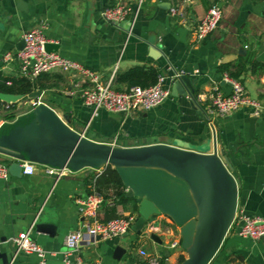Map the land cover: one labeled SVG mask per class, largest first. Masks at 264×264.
<instances>
[{
  "label": "crops",
  "instance_id": "crops-1",
  "mask_svg": "<svg viewBox=\"0 0 264 264\" xmlns=\"http://www.w3.org/2000/svg\"><path fill=\"white\" fill-rule=\"evenodd\" d=\"M118 1L129 2L135 9L138 0H0V56L17 50L26 31L45 23V35L59 44L57 52L98 72L103 82L111 81L117 90L129 87L119 75L137 65L153 66L167 77L177 71L188 76L194 96L171 94L151 110L128 113L105 109L94 113L81 98L86 80L74 72L45 73L40 83L45 85L44 102L60 115L69 114L73 128L101 142L110 143L117 137V146L180 140L212 152L214 132L207 112L216 125L218 147L226 151L228 166L238 181V212L264 217V113L256 117L249 106H242L222 117L209 110L216 88L230 93L221 69L224 63H247L248 69L239 79L248 94L264 104V0H145L136 19L122 27L109 24L100 14L102 6ZM215 2L222 8L220 23L205 40L197 42L195 26ZM172 6L183 10L185 16L173 15ZM0 61L5 77H23L18 62L6 65L2 58ZM167 85L172 92L169 78ZM5 106L0 100V113L11 112L20 102L12 110ZM29 109L0 117V124ZM0 157L8 165L13 160L3 154ZM105 170V166L85 168L57 179L37 165L33 174L0 178V252H9L10 264H39L34 253H16L13 242L32 226V237L47 252L46 264H67L66 236L84 222L76 200L94 187L105 196L100 219L137 217V202L118 199L114 193L117 182ZM156 222L159 227L149 224L150 234L141 236L131 230L120 238L90 241L85 237L80 251L69 256L70 264H77L79 257L83 264H133L141 260L139 248L158 252L167 264H177L185 251L170 244L179 238L176 232L180 227L163 215L157 216ZM39 223L50 225L40 230ZM238 227L237 221L233 222L210 264H264V239L241 237ZM152 232L160 236L161 243L151 237ZM119 245L126 253L116 259Z\"/></svg>",
  "mask_w": 264,
  "mask_h": 264
},
{
  "label": "water",
  "instance_id": "water-1",
  "mask_svg": "<svg viewBox=\"0 0 264 264\" xmlns=\"http://www.w3.org/2000/svg\"><path fill=\"white\" fill-rule=\"evenodd\" d=\"M24 45L22 39L17 47L22 49ZM46 49L57 51L59 44L49 42ZM171 94L194 96L190 78L183 75L175 80ZM42 95V90L28 95L0 92L3 102H20V106L0 113V117L21 112L32 104V99ZM70 122L69 114L60 115L42 102L15 120L1 123L0 154L13 159L8 165L10 174L24 175L18 160L71 171L112 165L127 188L126 197L138 204L131 230L141 236L149 224L159 227L156 217L163 215L180 227V249L187 253L180 264H210L235 220L239 200L238 181L228 166L226 151L218 147L217 134L213 135L212 152L180 140L172 144L117 146L84 135ZM49 225L39 223L37 228L43 230ZM151 237L161 243L157 233L152 232ZM125 253L126 249L119 245L114 257L121 259ZM0 259L2 264L11 262L8 251L0 252Z\"/></svg>",
  "mask_w": 264,
  "mask_h": 264
},
{
  "label": "built area",
  "instance_id": "built-area-1",
  "mask_svg": "<svg viewBox=\"0 0 264 264\" xmlns=\"http://www.w3.org/2000/svg\"><path fill=\"white\" fill-rule=\"evenodd\" d=\"M145 0H138L137 7L126 1H118L112 5H104L101 8L100 14L102 18L109 24L117 27H122L126 21L133 22ZM173 15L185 16V12L176 6L170 8ZM222 17V8L216 2L208 9L205 16L196 24L194 29V37L197 42L205 40L219 25ZM46 24L43 23L38 27L32 28L25 32L23 39L25 45L22 49L8 50L3 56V64L18 62L21 66V72L24 77L34 81L43 73L53 71L74 72L86 80V86L81 91V98L86 106L94 109V113L98 109H105L114 113H128L134 110H151L165 99L171 96L170 85H167V79L171 83L182 76V73L175 72L167 77L160 74L157 81L147 87L140 85L130 86L124 90H117L112 86V82H103L98 72L91 70L81 63L65 57L57 51H47L46 44L51 42L45 35L44 29ZM132 34V32H130ZM224 81L230 86V93L226 94L216 88L209 110L216 112L224 117L232 114L242 106H249L252 115L260 117L264 113V104L259 100L252 98L243 82L224 74ZM44 102L42 97L32 99V104L27 106L31 110L33 107ZM12 103H6L5 109L9 110ZM28 110V111H29ZM208 124L215 134H217L216 125L213 119L209 118ZM85 135V133H84ZM117 137L112 142L117 144ZM23 168L24 174H33L37 165L45 168V171L60 179L67 176L71 170L68 168H55L48 165H42L30 160H18ZM8 164L0 161V178L7 179L10 176ZM79 205L80 212L83 215L84 222L82 227L71 231L65 239L67 250L65 252L66 262L70 264L69 256L79 252L82 241L87 237L90 241L101 238H120L131 231L136 217L134 215L118 216L108 220H102L99 217V212L105 202V196L97 189L93 190L84 197L76 200ZM239 224L238 234L244 238L261 239L264 235V217L252 216L247 213L238 212L234 222ZM150 225L146 226L143 234H150ZM33 226L25 232L20 233L13 238L16 245V253H34L39 257V264H46V250L36 242L32 237L31 231ZM180 238V236H179ZM179 238L173 240L170 244L172 248L180 247ZM138 254L141 260L133 264H167L164 257L158 252H150L146 248H139ZM77 264H83L81 258H78Z\"/></svg>",
  "mask_w": 264,
  "mask_h": 264
},
{
  "label": "trees",
  "instance_id": "trees-1",
  "mask_svg": "<svg viewBox=\"0 0 264 264\" xmlns=\"http://www.w3.org/2000/svg\"><path fill=\"white\" fill-rule=\"evenodd\" d=\"M233 65L237 66L236 70H233ZM221 69L223 72L228 73L230 76L234 78H240L243 72H245L247 68V63L242 62L241 64H232V63H224L221 65ZM45 74V73H43ZM38 76L34 81L27 77L20 78H9L3 75V72L0 71V92L14 93V94H23L28 95L36 89L43 90L45 85L40 83V78L43 75ZM159 76V71L153 66H145V65H137L129 69L123 74L119 75V79L128 82L129 87L134 85H140L143 87L150 86L157 81ZM9 82L11 84L9 85ZM14 106H11V110ZM9 109V110H10ZM14 114L8 115V117L13 116ZM108 173L113 174L114 180L117 182L115 188V195L118 199L128 200L131 198L126 197V187L124 186L117 170L112 165L105 166ZM136 209H138V205H136ZM185 256H181L179 258V262L181 263L184 260Z\"/></svg>",
  "mask_w": 264,
  "mask_h": 264
},
{
  "label": "rangeland",
  "instance_id": "rangeland-1",
  "mask_svg": "<svg viewBox=\"0 0 264 264\" xmlns=\"http://www.w3.org/2000/svg\"><path fill=\"white\" fill-rule=\"evenodd\" d=\"M0 159H1V160H4V158H2V157H0ZM2 162H4V161H2ZM176 233H177V235L181 236L180 231H179V232H176ZM184 256H185V257L187 256L186 251H185V255H184ZM177 264H180L179 259H178Z\"/></svg>",
  "mask_w": 264,
  "mask_h": 264
}]
</instances>
